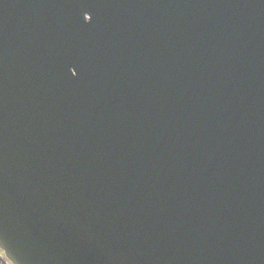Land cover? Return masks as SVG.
<instances>
[{"label": "water", "instance_id": "95a60500", "mask_svg": "<svg viewBox=\"0 0 264 264\" xmlns=\"http://www.w3.org/2000/svg\"><path fill=\"white\" fill-rule=\"evenodd\" d=\"M10 264H264V0H0Z\"/></svg>", "mask_w": 264, "mask_h": 264}, {"label": "trees", "instance_id": "16d2710c", "mask_svg": "<svg viewBox=\"0 0 264 264\" xmlns=\"http://www.w3.org/2000/svg\"><path fill=\"white\" fill-rule=\"evenodd\" d=\"M0 264H5V263L0 259Z\"/></svg>", "mask_w": 264, "mask_h": 264}]
</instances>
